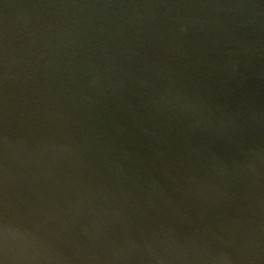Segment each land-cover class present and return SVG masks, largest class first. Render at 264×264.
Here are the masks:
<instances>
[{"label":"water","instance_id":"95a60500","mask_svg":"<svg viewBox=\"0 0 264 264\" xmlns=\"http://www.w3.org/2000/svg\"><path fill=\"white\" fill-rule=\"evenodd\" d=\"M0 264H264V0H0Z\"/></svg>","mask_w":264,"mask_h":264}]
</instances>
